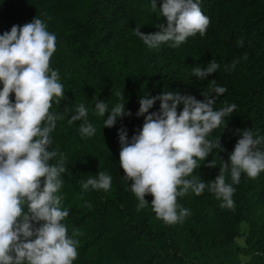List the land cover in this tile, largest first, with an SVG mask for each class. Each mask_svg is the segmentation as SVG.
Returning a JSON list of instances; mask_svg holds the SVG:
<instances>
[{
    "label": "trees",
    "instance_id": "obj_1",
    "mask_svg": "<svg viewBox=\"0 0 264 264\" xmlns=\"http://www.w3.org/2000/svg\"><path fill=\"white\" fill-rule=\"evenodd\" d=\"M201 9L210 18L203 35L189 36L175 48L164 43L153 49L134 31L140 25V31L154 32L165 23L149 0H0V33L39 17L56 34L49 66L58 71L65 91L62 99L52 100L50 111L62 118L50 134L49 149L65 157L59 193L62 207L69 209L63 221L68 235L75 231L79 241L73 264H264V171L255 178L241 174L233 185L232 208L222 207L207 188L200 195L190 191L178 196L177 203L190 215L168 224L150 203L137 209L131 180L119 165L117 129L126 127L129 137L139 130L143 116L135 113L145 92L178 91L202 101L213 79L226 87L214 108L225 102L237 107L225 117L226 126L209 136L219 137L223 150L213 149L194 169L206 182L219 174L221 160H228L237 129L264 135V0H201ZM211 59L220 64L216 72L203 80L194 77L193 68L205 67ZM101 99L110 107L124 102L133 115L103 127L104 117L94 109ZM80 103L97 129L91 137L81 136L82 120L67 122ZM158 108L157 100L149 111ZM99 171L112 176L110 189H83V182ZM226 180L231 183L228 173ZM145 199L150 202L151 194ZM242 223L246 232L240 244L236 239L242 236Z\"/></svg>",
    "mask_w": 264,
    "mask_h": 264
},
{
    "label": "clouds",
    "instance_id": "obj_2",
    "mask_svg": "<svg viewBox=\"0 0 264 264\" xmlns=\"http://www.w3.org/2000/svg\"><path fill=\"white\" fill-rule=\"evenodd\" d=\"M149 3L165 23L156 25L158 30L154 32L144 33L140 25L134 31L153 49L164 43L178 47L189 36L203 35L210 23L201 0H160L159 8L157 0ZM55 50L56 34L39 17L23 25L13 24L0 33V264H73L78 256L77 233L68 235L63 221L69 209L62 207L63 194L59 193L65 157L49 149L50 134L62 118L50 111L52 100L62 99L65 91L58 71L49 66ZM219 67L211 59L205 67H194L193 76L203 80ZM212 83L211 90L202 93V101L178 91L167 90L155 96L145 92L135 113L143 116L139 130L129 137L126 127L117 129L119 165L131 180L137 209L150 203L156 216L168 224L182 222L190 215V209L177 203L178 196L190 191L200 195L207 188L221 200L222 207L232 208L233 185L239 183L241 174L255 178L264 171V135L245 128L236 130L239 138L228 160H221L214 180L206 182L194 174L198 161H204L213 149L223 150L219 137L209 136L214 129L226 126L225 117L237 107L225 102L223 107L214 108L227 89L215 84L214 79ZM157 100L158 110L150 112ZM94 109L104 117L103 127H112L119 118L133 115L124 102L110 107L101 99ZM87 117L88 109L80 103L67 122L82 120L81 136L91 137L97 129ZM53 157H58L55 164L50 163ZM209 164L215 166L212 161ZM111 184L112 176L99 171L82 187L108 190ZM146 193L152 196L150 202L145 199Z\"/></svg>",
    "mask_w": 264,
    "mask_h": 264
},
{
    "label": "rangeland",
    "instance_id": "obj_3",
    "mask_svg": "<svg viewBox=\"0 0 264 264\" xmlns=\"http://www.w3.org/2000/svg\"><path fill=\"white\" fill-rule=\"evenodd\" d=\"M241 232H242V236H240V237H238V238L236 239L237 242L240 243V244L243 243V235H244L245 232H246V225H245V223H242V224H241ZM242 258H244V257H242Z\"/></svg>",
    "mask_w": 264,
    "mask_h": 264
}]
</instances>
